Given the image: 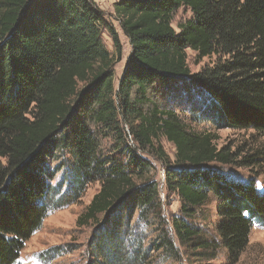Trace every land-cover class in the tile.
Instances as JSON below:
<instances>
[{
    "label": "trees",
    "instance_id": "16d2710c",
    "mask_svg": "<svg viewBox=\"0 0 264 264\" xmlns=\"http://www.w3.org/2000/svg\"><path fill=\"white\" fill-rule=\"evenodd\" d=\"M180 8L192 17L176 31ZM113 10L131 48L117 88L113 68L122 45L92 0H0V264H15L52 206L76 202L92 183L100 189L77 226L98 228L93 255L103 264H141L143 250L131 249L140 243L133 220L166 224L156 168L136 151L161 164L166 191L181 200L180 217L170 221L179 245H215L200 241L199 230L184 220L212 196L215 232L237 262L252 228H264V147L240 159L243 167L262 168L261 189L254 179L205 168L235 165L239 154L218 148L217 137L194 131L156 99L161 92L198 96L217 129L264 135V0H120ZM187 51L196 62L215 61L192 74ZM110 135L116 146L104 158L101 140ZM161 138L174 146L173 161ZM64 153L71 161L67 189L52 205L57 171L50 163ZM159 236V248L178 258L167 231Z\"/></svg>",
    "mask_w": 264,
    "mask_h": 264
},
{
    "label": "rangeland",
    "instance_id": "374dc122",
    "mask_svg": "<svg viewBox=\"0 0 264 264\" xmlns=\"http://www.w3.org/2000/svg\"><path fill=\"white\" fill-rule=\"evenodd\" d=\"M120 0H92L94 6L102 12L105 19L115 26L119 40L122 45V55L119 62L114 65V85L117 88L118 81L122 77L126 64L131 53L127 38L123 35L118 24L113 21V6ZM192 17L189 10L180 8L173 19V28L177 31L176 25ZM101 39L110 53L113 47L106 32L102 33ZM215 61V57L204 58L196 62L195 54L187 51V64L192 74L209 67ZM156 102L162 106L173 108L187 125L199 133H211L216 138L215 144L218 148L228 147L239 154V159L235 165H220L212 163L204 166L211 170L220 172L227 177L237 181H247L254 179L258 189L262 188V168L243 167L240 164L241 157L264 147V135L254 136L251 132L233 131L228 129H217L206 114L201 112L203 108L202 99L198 96H184L182 93L169 94L161 92ZM127 147L134 148V144L128 137ZM166 155L170 160H174L175 148L164 138L160 139ZM113 135L101 140L100 153L102 157H110L115 148ZM122 149V148H121ZM137 150V149H136ZM136 153L152 163L156 168L155 180L158 185L159 198L162 203L161 217L165 221V226L158 227L157 222L149 225L138 224L137 219L132 222V229L135 236H138L140 243L136 245L133 241L132 251L141 247L145 259L141 264H264V228L254 226L249 236L248 244L241 253L237 262H232L226 250L220 245V239L215 232L218 222L216 216V199L212 196L199 208L196 209L194 219H184L186 223L198 229L201 237L200 241L213 242L215 245L209 250L191 249L179 245L175 238L170 221L172 218H179L181 200L176 194L166 191L164 180V168L154 158L145 153ZM70 157L66 153L51 161V167L55 176L51 181L53 189L52 205L59 197L66 192L68 171L70 169ZM264 165V162L262 163ZM98 183L89 184L81 197L74 203L53 208L48 212L39 230L24 243L15 264H103L98 256H94L90 244L95 237L96 230L92 224L82 227L77 226V219L81 216L89 205L93 196L99 191ZM103 217V216H102ZM104 220L101 218V221ZM103 222V221H102ZM101 230H103L101 228ZM160 231H167L171 237L174 249L178 253V258L173 259L168 251L169 247L159 248L161 243ZM100 233V232H99ZM129 246V245H128ZM162 247V246H161ZM160 249V250H159Z\"/></svg>",
    "mask_w": 264,
    "mask_h": 264
}]
</instances>
